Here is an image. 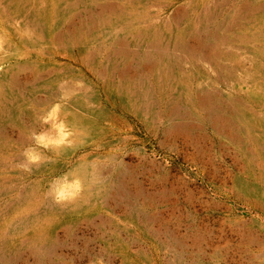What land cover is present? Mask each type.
<instances>
[{
	"label": "rangeland",
	"instance_id": "obj_1",
	"mask_svg": "<svg viewBox=\"0 0 264 264\" xmlns=\"http://www.w3.org/2000/svg\"><path fill=\"white\" fill-rule=\"evenodd\" d=\"M0 264H264V0H0Z\"/></svg>",
	"mask_w": 264,
	"mask_h": 264
},
{
	"label": "water",
	"instance_id": "obj_2",
	"mask_svg": "<svg viewBox=\"0 0 264 264\" xmlns=\"http://www.w3.org/2000/svg\"><path fill=\"white\" fill-rule=\"evenodd\" d=\"M153 160V159H152ZM160 162H163V160L162 159H158Z\"/></svg>",
	"mask_w": 264,
	"mask_h": 264
}]
</instances>
